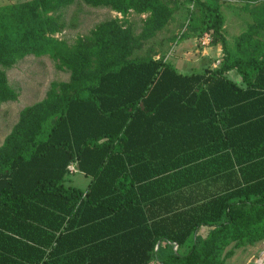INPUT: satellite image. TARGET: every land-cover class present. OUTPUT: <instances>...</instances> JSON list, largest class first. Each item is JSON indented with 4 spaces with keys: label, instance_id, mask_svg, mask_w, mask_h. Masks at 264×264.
<instances>
[{
    "label": "trees",
    "instance_id": "1",
    "mask_svg": "<svg viewBox=\"0 0 264 264\" xmlns=\"http://www.w3.org/2000/svg\"><path fill=\"white\" fill-rule=\"evenodd\" d=\"M81 1L149 14L151 33L169 15L161 0ZM187 1L211 19L215 69L129 59L138 38L117 20L68 47L54 36L75 0L0 6V103L17 101L6 71L27 56L70 72L0 146V264H225L230 244L264 241V43L232 48L220 9ZM71 163L84 191L66 183Z\"/></svg>",
    "mask_w": 264,
    "mask_h": 264
},
{
    "label": "rangeland",
    "instance_id": "2",
    "mask_svg": "<svg viewBox=\"0 0 264 264\" xmlns=\"http://www.w3.org/2000/svg\"><path fill=\"white\" fill-rule=\"evenodd\" d=\"M25 1L29 0H0V6ZM161 1L167 7L169 15L163 26L151 33V31H146L145 24L149 14L139 15L132 10L121 14L107 7H93L81 0H75L71 6L60 12L66 28L54 37L63 41L68 47H75L79 38L89 36L99 24L117 20L122 30L130 31L131 35L138 38L129 59H160L172 64L180 74L217 68L223 59V53L219 44H213L216 39L212 29L205 28V24L210 26L211 19L193 2L187 0ZM204 1L220 9L224 18L223 26H226L221 34L228 45L233 48L239 36L245 35V33L239 35L238 22L234 19V10L242 7L245 0ZM263 6L264 0H254V7L262 10ZM259 16H264V13L259 12ZM259 28L254 43L258 41L264 43V28ZM142 33L147 37L141 38ZM244 39L248 37L244 36ZM256 51L255 46H251L242 50V53L253 54ZM6 74L9 84L19 91V97L16 102L0 103V146L17 124L19 113L23 108L45 99L52 82H68L70 79V72L66 69H59L57 63L47 55L27 56L7 70ZM227 76L242 85L236 71H230ZM65 178L67 185L83 191L90 182L89 177L78 171L68 173ZM221 257L225 264H264V241L232 243L223 250Z\"/></svg>",
    "mask_w": 264,
    "mask_h": 264
},
{
    "label": "crops",
    "instance_id": "3",
    "mask_svg": "<svg viewBox=\"0 0 264 264\" xmlns=\"http://www.w3.org/2000/svg\"><path fill=\"white\" fill-rule=\"evenodd\" d=\"M243 3L245 4H243L242 7L238 8L237 10H234V19L238 22L237 28L239 31V35L245 33V35L239 37L246 36L248 37L251 43H254L256 40L255 37L258 36L256 32L258 33V29H260L257 26L260 10L259 7H254V0H245V2ZM223 29H226L225 25L223 26Z\"/></svg>",
    "mask_w": 264,
    "mask_h": 264
},
{
    "label": "built area",
    "instance_id": "4",
    "mask_svg": "<svg viewBox=\"0 0 264 264\" xmlns=\"http://www.w3.org/2000/svg\"><path fill=\"white\" fill-rule=\"evenodd\" d=\"M207 40V39H206ZM218 62V61H217ZM67 170L69 173H75L77 170H76V167H75V163H71L70 165H68L67 167ZM176 247V246H175Z\"/></svg>",
    "mask_w": 264,
    "mask_h": 264
},
{
    "label": "water",
    "instance_id": "5",
    "mask_svg": "<svg viewBox=\"0 0 264 264\" xmlns=\"http://www.w3.org/2000/svg\"><path fill=\"white\" fill-rule=\"evenodd\" d=\"M176 245L174 244V249H176V247H175Z\"/></svg>",
    "mask_w": 264,
    "mask_h": 264
}]
</instances>
